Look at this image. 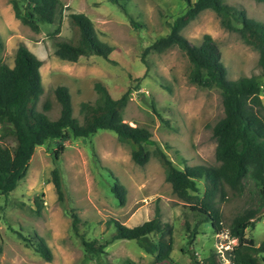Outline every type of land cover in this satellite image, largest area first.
Instances as JSON below:
<instances>
[{
	"label": "rangeland",
	"instance_id": "obj_1",
	"mask_svg": "<svg viewBox=\"0 0 264 264\" xmlns=\"http://www.w3.org/2000/svg\"><path fill=\"white\" fill-rule=\"evenodd\" d=\"M61 1L65 8L56 21L42 23L36 32L15 16L12 0H0V61L12 66L21 44L43 61L44 91L37 109L43 110L49 101L52 107L48 115L58 118L60 105L54 91L66 85L72 94L74 114L82 121L81 103L97 99L95 84L100 82L114 98L129 93L125 121L147 127L180 168L184 167L181 159L188 166H218L213 128L225 115L221 90L190 81L192 65L180 47L148 51L157 39L170 34L174 20L187 11V3L131 0L127 14L109 0ZM223 1L264 21V1ZM71 13H84L92 20L97 36L113 47L110 60L89 55L71 62L56 55L58 40L77 39ZM58 27L60 32L51 36ZM181 33L194 44L211 35L228 68L229 80L260 77L258 50L238 31L227 29L214 10L201 12ZM261 97L264 104V87ZM61 144L64 150L56 158L54 152ZM54 169L62 175L63 199L53 183ZM116 179L128 191L124 205L111 190ZM200 187L204 190L203 181ZM224 194V199L221 194L216 198L224 229L236 215L260 204L257 187L249 180L241 193L225 187ZM157 208L173 231V264H198L199 258L215 250L214 229L199 222L187 202L173 191L154 154L146 164H137L131 145L121 142L110 130H99L90 137L74 138L71 134L66 141L50 140L36 148L18 187L9 195L0 193V264H152L155 256L136 240H115L94 257L86 252L83 239L110 238L115 231L114 220L135 227L152 219ZM260 215L255 226L246 229V236L254 238L258 246L264 242V208ZM38 238L50 247L51 261L36 250Z\"/></svg>",
	"mask_w": 264,
	"mask_h": 264
},
{
	"label": "trees",
	"instance_id": "obj_2",
	"mask_svg": "<svg viewBox=\"0 0 264 264\" xmlns=\"http://www.w3.org/2000/svg\"><path fill=\"white\" fill-rule=\"evenodd\" d=\"M109 1L129 14L131 0ZM183 1L188 5L187 11L174 20L170 34L157 39L148 51L163 52L175 45L180 47L192 65L190 81L200 87L221 90L225 115L213 128L219 165L188 166L186 160L181 159L184 167L180 168L147 127L133 126L125 121L129 93L114 98L100 82L95 84L97 99L81 103L82 121L74 114L69 87L57 86L54 93L60 105V115L52 119L47 113L52 107L51 102L47 101L43 110L37 109L44 91L43 61L21 44L12 66L0 61V193L9 195L18 187L38 146L50 140H69L71 134L74 138L90 137L99 130H110L121 142L131 145L132 159L137 164H146L154 154L164 167L173 191L187 202L199 222L212 226L214 233L223 229L222 214L216 204L218 195L225 198V187L241 193L246 181H252L257 187L260 204L236 215L229 226L231 236L238 238L233 259L236 264H261L260 260L264 264V242L258 246L254 238L246 236V229L255 226L264 208V104L261 97L264 87V21L250 17L245 9L223 0ZM12 5L15 16L36 32L40 31L42 23L53 24L65 8L61 0H12ZM207 9L214 10L227 29L238 31L246 43L258 50L260 77L240 76L229 80L228 68L211 35L206 34L200 44H194L182 35L183 28ZM70 18L77 29V39L58 40L56 55L71 62L89 55L110 60L113 47L97 36L92 20L84 13H71ZM59 32L60 27L51 36L55 37ZM63 150L64 145H59L55 157ZM52 177L59 198L63 199L60 171L54 169ZM201 181L204 190L200 187ZM111 190L124 205L128 192L126 186L116 179ZM113 224L115 231L110 238L83 239L88 254L98 257L115 240L129 239L136 240L141 248L155 256L152 264H173V231L170 224L163 222L160 208L156 209L152 219L135 227L125 226L117 220ZM35 248L47 261L52 260V251L44 239H36ZM205 260V264H222L214 250Z\"/></svg>",
	"mask_w": 264,
	"mask_h": 264
},
{
	"label": "built area",
	"instance_id": "obj_3",
	"mask_svg": "<svg viewBox=\"0 0 264 264\" xmlns=\"http://www.w3.org/2000/svg\"><path fill=\"white\" fill-rule=\"evenodd\" d=\"M215 252L222 264H236L233 259V251L238 245V238L231 236L230 229H222L215 233ZM205 258H199L198 264H205Z\"/></svg>",
	"mask_w": 264,
	"mask_h": 264
}]
</instances>
